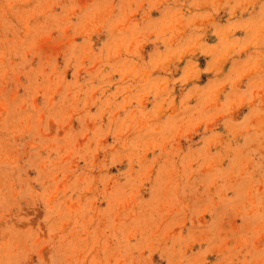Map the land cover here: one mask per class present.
I'll list each match as a JSON object with an SVG mask.
<instances>
[{
    "label": "rangeland",
    "instance_id": "374dc122",
    "mask_svg": "<svg viewBox=\"0 0 264 264\" xmlns=\"http://www.w3.org/2000/svg\"><path fill=\"white\" fill-rule=\"evenodd\" d=\"M0 264H264V0H0Z\"/></svg>",
    "mask_w": 264,
    "mask_h": 264
}]
</instances>
